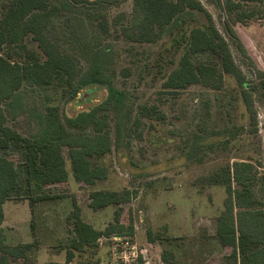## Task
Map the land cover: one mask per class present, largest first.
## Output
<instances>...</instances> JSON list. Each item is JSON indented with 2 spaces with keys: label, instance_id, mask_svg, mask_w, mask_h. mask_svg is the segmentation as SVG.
Masks as SVG:
<instances>
[{
  "label": "rangeland",
  "instance_id": "374dc122",
  "mask_svg": "<svg viewBox=\"0 0 264 264\" xmlns=\"http://www.w3.org/2000/svg\"><path fill=\"white\" fill-rule=\"evenodd\" d=\"M9 1L0 0V24ZM63 1L50 0L59 5ZM77 1L79 4H71V9H63L62 17L55 22V38L63 50L79 60L83 72L90 67L92 50L109 47L111 63L107 74L116 87L128 93L129 103L135 107L132 120L139 121L133 124L130 134L122 138L116 131L111 112L113 150L99 159L108 168L105 179L94 185L77 182L65 149L69 179L68 183L50 188V193L58 195L56 199L38 203L33 215L28 200H10L4 206L10 225L18 233L15 240L39 241L40 248L29 264L66 261V247L73 235L69 217L75 210V200L81 208L82 219L104 229L114 221L118 207L110 205L94 210L88 196L97 190L124 189L135 193L130 202L121 206V221H132L134 225V233L124 236H136L141 245H146L147 241L152 244L148 232L159 235V240L152 244L150 264H168L162 256L165 250L174 252L175 264H233L228 258L231 249L222 247L215 237L216 218L223 210L226 189L224 186L201 188L196 180L220 165L248 159L258 166L259 189L264 195V101L261 92L256 91L252 96L251 113L243 100L242 87L230 75L225 76L222 91L192 85L176 97L166 93L159 96V91L164 89L165 76L179 64L182 48L177 47V38L181 30L169 26L157 43L130 42L121 33L122 26H115L113 20L121 15L131 17L133 0L97 8ZM200 1L228 40L247 80L259 81L264 76V12L260 13L258 6L250 4L246 11L255 10L254 16L239 20L238 12L226 13L212 0ZM188 19L187 31L207 23L206 15L199 11H191ZM104 20L108 22V32L100 26ZM230 29L237 39L232 37ZM236 40L242 44L245 56ZM19 43L44 56L31 34ZM84 90L79 98L71 101L63 98L58 102L63 115L75 116L89 110L107 96L105 86ZM46 93L44 90L21 91V98L11 109L14 119L9 120V124L27 136L37 133L41 129L39 118L44 111ZM159 97L164 118L143 115L142 106L157 104ZM197 135L204 143L219 139L228 142L226 146L198 151L193 158H188ZM167 237L171 239H165ZM110 246V239H103L98 248L75 252L73 261L67 264H95L107 257ZM157 256L163 262L157 260Z\"/></svg>",
  "mask_w": 264,
  "mask_h": 264
},
{
  "label": "trees",
  "instance_id": "16d2710c",
  "mask_svg": "<svg viewBox=\"0 0 264 264\" xmlns=\"http://www.w3.org/2000/svg\"><path fill=\"white\" fill-rule=\"evenodd\" d=\"M81 1L86 7L97 8L123 0ZM79 2L65 0L59 5L52 4L50 0H10L4 8L0 24V224L4 220L3 204L7 200L28 199L34 210L38 203L58 197L50 193V188L68 183L65 149L77 182L94 185L105 179L108 168L99 159L113 150L111 112L114 113L116 131L122 138L130 134L133 124L139 121L132 120L135 107L129 103L128 93L116 87L107 74L111 63L109 47L92 50L89 53L90 67L83 72L79 60L63 50L55 38L54 24L62 17L63 9H71ZM212 2L226 13L238 12L239 20L254 16L255 10L246 11L250 4L258 6L263 13L264 0ZM191 11L204 13L207 23L187 31L185 25ZM113 23L121 25V33L135 43H157L169 26H177L181 30L177 38V47L182 48L179 64L165 76L164 89L159 91V96L166 93L176 97L192 85L222 91L226 84L225 76L230 75L242 87V97L250 113L252 96L256 91L261 92L264 101V76L256 83L247 80L235 61L228 40L200 0H133L131 17L117 16ZM100 26L108 32L106 20ZM30 34L44 56L19 43ZM236 42L245 56L242 44ZM92 86L106 87L107 96L103 101L75 116L61 113L58 102L63 98L66 101L79 98L84 89ZM24 89L47 92L44 111L39 118L41 129L32 136L22 134L9 124V120L14 119L11 109L15 108ZM158 100L157 104H144L142 114L162 120L164 113L160 110V97ZM200 139L197 135L188 158H193L198 151L226 146L228 142L219 139L204 143ZM258 174L256 163L241 159L220 165L196 180L201 188L224 186L226 189L223 210L216 218L215 237L222 247L231 249L228 258L233 264H264V195L259 189L261 177ZM133 196L135 193L129 189L97 190L89 194L90 207L94 209L110 205L118 207L114 221L102 230L82 219L81 208L75 200V210L69 217L73 235L67 244L66 262L73 260L74 251L97 247L102 237L133 234V222L121 221V206L130 202ZM148 237L152 243L159 240V235L151 231ZM165 239L170 240L171 237ZM37 245V241L8 245L6 234L0 227V264L28 260ZM162 256L164 262L175 264L172 250L163 251Z\"/></svg>",
  "mask_w": 264,
  "mask_h": 264
},
{
  "label": "built area",
  "instance_id": "2783aa9c",
  "mask_svg": "<svg viewBox=\"0 0 264 264\" xmlns=\"http://www.w3.org/2000/svg\"><path fill=\"white\" fill-rule=\"evenodd\" d=\"M109 239L112 243L109 264H150L151 249H153L151 243L141 245L136 236H113ZM157 260L162 262L158 256Z\"/></svg>",
  "mask_w": 264,
  "mask_h": 264
},
{
  "label": "crops",
  "instance_id": "0c3cea01",
  "mask_svg": "<svg viewBox=\"0 0 264 264\" xmlns=\"http://www.w3.org/2000/svg\"><path fill=\"white\" fill-rule=\"evenodd\" d=\"M263 12H264V3H263ZM72 171V170H71ZM75 178V177H74ZM76 180V179H75ZM10 200H17V199H10ZM10 200H7L4 204H3V209H4V206H7V203L10 201ZM22 200H28V199H22ZM29 201V200H28ZM49 201V200H48ZM45 202V201H43ZM29 206H30V203H29ZM108 207V206H107ZM106 208V207H104ZM30 209H31V213L33 215V210L30 206ZM94 209V208H93ZM100 209H103V208H100ZM94 210H99V209H94ZM32 220V219H31ZM89 223V222H87ZM90 224V223H89ZM92 225V224H91ZM93 226V225H92ZM0 227L3 228L4 230V233L6 234V243L8 245H16L18 243H31V242H34V241H37V240H33L32 238L30 240H15L14 237L18 236L17 234V231L16 229L14 228V226L10 225L9 223V219H8V214H7V210L4 209V220L2 221V223L0 224ZM94 227V226H93ZM167 227V226H166ZM14 228V229H13ZM95 229H98L96 227H94ZM98 230H102V229H98ZM136 234H134L135 236ZM113 237V236H112ZM110 237H106V239L104 240H108ZM136 239H138L136 237ZM103 240V237L99 239L98 243L101 242ZM38 242V245L32 250V252H30L29 254V259L28 260H24V259H18L16 261H13L11 262L10 264H29L30 261H31V258L32 256L37 252V250L40 248V244H39V241ZM109 242V241H108ZM148 242V241H147ZM150 243V242H149ZM112 244V243H111ZM154 244V243H152ZM99 245L97 247H94L95 248H98ZM67 249V254H68V248L66 247ZM93 249V248H92ZM88 250V249H87ZM75 252H78V251H74ZM83 252V251H82ZM110 252H111V246L109 247V252H108V255L107 257H105L104 259L102 260H99V262H96L95 264H109V259H110ZM75 255V254H74ZM75 257V256H74ZM66 260H67V255H66ZM73 261V260H72ZM71 261V262H72ZM163 262V260H162ZM70 263V262H68ZM54 264H67V262L65 261L64 263H54ZM87 264H94L92 262H89Z\"/></svg>",
  "mask_w": 264,
  "mask_h": 264
}]
</instances>
